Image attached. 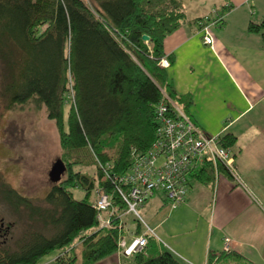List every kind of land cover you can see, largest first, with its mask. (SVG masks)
Returning <instances> with one entry per match:
<instances>
[{"label":"trees","instance_id":"trees-1","mask_svg":"<svg viewBox=\"0 0 264 264\" xmlns=\"http://www.w3.org/2000/svg\"><path fill=\"white\" fill-rule=\"evenodd\" d=\"M184 21L179 0H0V89L9 105L43 108L65 166L41 205L0 181V198L25 211L31 222L12 248L0 246V264H36L50 251L58 252L56 264L77 258L92 264L115 252L125 205L104 172L124 173L133 153L148 149L160 91L182 110L159 60L170 64L163 40ZM247 28L264 41V19ZM220 137L225 145L234 143L228 134ZM85 167L92 173L81 170ZM218 170L229 176L221 166ZM190 175L210 185L213 169L203 163ZM98 188L111 198L108 227H99L92 207ZM74 189L82 191L81 198L73 196ZM235 254L209 251L206 263L226 264ZM130 256L136 264H178L154 235Z\"/></svg>","mask_w":264,"mask_h":264},{"label":"crops","instance_id":"crops-1","mask_svg":"<svg viewBox=\"0 0 264 264\" xmlns=\"http://www.w3.org/2000/svg\"><path fill=\"white\" fill-rule=\"evenodd\" d=\"M199 16L185 15L163 40V52L170 58L167 82L198 129L234 139L230 148L237 178L219 173L205 185L188 176L184 201L159 221L150 217V226H145L178 264H207L209 251L222 250L223 237L236 253L226 264H264V41L248 30L253 22L249 17L240 24H229L224 17L212 26L217 29L211 28L213 41L207 45ZM158 193L139 207L144 214ZM162 198L159 206L169 204ZM57 253L36 264H56ZM92 264L136 263L133 256L113 252Z\"/></svg>","mask_w":264,"mask_h":264},{"label":"built area","instance_id":"built-area-1","mask_svg":"<svg viewBox=\"0 0 264 264\" xmlns=\"http://www.w3.org/2000/svg\"><path fill=\"white\" fill-rule=\"evenodd\" d=\"M215 21L203 16L197 22L201 38L207 45L213 41L209 30ZM159 66L166 68L167 59L161 58ZM160 93L161 98L154 106V139L148 149L143 153H133L131 164L124 173L110 175L104 172L125 205L124 214L138 216L136 209L156 192H160L172 207L182 202L187 194V177L203 163L210 164L214 179L221 173L219 166L237 178L235 153L230 146L225 145L219 135L205 134L198 129L164 91ZM107 167L105 165L103 169ZM92 207L97 212L99 227H108L112 213L110 195L96 189ZM150 235L153 232L145 228L144 233L134 235L128 242L121 236L116 242L115 252L124 256L137 253ZM222 240V250L229 251L228 237Z\"/></svg>","mask_w":264,"mask_h":264},{"label":"rangeland","instance_id":"rangeland-1","mask_svg":"<svg viewBox=\"0 0 264 264\" xmlns=\"http://www.w3.org/2000/svg\"><path fill=\"white\" fill-rule=\"evenodd\" d=\"M179 1L187 17L201 14L199 17L202 18L215 12L213 17L209 16L210 20L227 17L229 24L243 23L246 17H249L253 22L261 21L264 18V0ZM228 10L232 13L225 16L228 14ZM211 28L217 29V27H210L209 32L212 35ZM2 68L3 66L0 63V82ZM263 72L264 64L260 67V73ZM66 99L67 101L72 100L70 92L66 94ZM58 158L57 132L53 122L45 117L43 108L36 109L31 103L9 105L7 94L0 89V181L22 195L29 197L33 205H41L42 198L52 183L48 178V171L52 163ZM81 170L91 174L93 168L85 167ZM60 177L62 178L63 175L61 174ZM82 195L80 189H74L73 196L75 198L79 199ZM160 200H163V198L158 193L154 195L152 203L149 204L145 214L137 208L138 216L131 213L121 216V222H123L122 238L126 242L134 235L144 233L145 224L150 226L148 222L150 217L154 216L153 219L159 221L175 208V206L171 207L169 204H163V206L160 204L161 206H159ZM25 215V211L22 209L14 210L0 198V217H2L4 223L9 222L11 225L7 234L0 238V246L12 248L20 240L31 223ZM135 219L139 221L137 234L134 232ZM156 234L158 235V231H156ZM55 254L56 251H50L37 262Z\"/></svg>","mask_w":264,"mask_h":264},{"label":"water","instance_id":"water-1","mask_svg":"<svg viewBox=\"0 0 264 264\" xmlns=\"http://www.w3.org/2000/svg\"><path fill=\"white\" fill-rule=\"evenodd\" d=\"M141 39L144 41H147L148 37L146 35H142ZM65 169V166L63 164V162L60 159H56L49 171H48V178L51 182H57L61 176V174L63 173Z\"/></svg>","mask_w":264,"mask_h":264},{"label":"flooded vegetation","instance_id":"flooded-vegetation-1","mask_svg":"<svg viewBox=\"0 0 264 264\" xmlns=\"http://www.w3.org/2000/svg\"><path fill=\"white\" fill-rule=\"evenodd\" d=\"M11 225L9 222L4 223L2 217H0V238L4 237L8 230L10 229Z\"/></svg>","mask_w":264,"mask_h":264}]
</instances>
